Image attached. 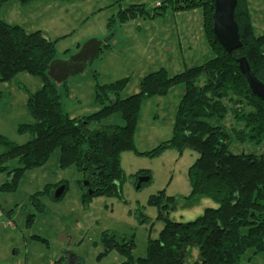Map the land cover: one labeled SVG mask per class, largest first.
<instances>
[{
    "label": "trees",
    "instance_id": "1",
    "mask_svg": "<svg viewBox=\"0 0 264 264\" xmlns=\"http://www.w3.org/2000/svg\"><path fill=\"white\" fill-rule=\"evenodd\" d=\"M10 1L0 0V8ZM16 1L26 5L36 0ZM166 8L173 12L201 10L202 27L213 57L173 76L164 69L152 72L141 79L136 94L124 99L120 93L127 79L96 84V112L78 118L62 110L59 87L65 93V83L58 86L47 75L55 59L54 42L40 31L27 33L0 19V81L8 82L18 73L42 80L41 88L27 98L33 123L18 126V133H28L30 139L18 145L0 136V146L4 148L0 153V173L8 177L0 190L15 191L26 170L42 167L58 150L59 167H73L81 176L78 183L85 190L83 204L95 197H120L125 178L121 155L142 154L134 147L142 103L182 86L171 138L143 154L153 157L166 149L178 154L186 149L195 151L198 157L187 170L189 195L165 197L161 191L148 199L149 205L157 207L164 225L155 239L147 241L145 257L136 263L131 241L120 244L111 234L102 242L105 251L115 249L120 254L122 264H241L247 251L264 256V101L249 89L237 60L245 58L252 74L264 84V34H254L248 0H237L234 20L241 47L231 53L223 50L212 34L213 0H165L152 17L163 16ZM144 12L141 5L121 9L109 19L107 29L114 22L133 20ZM113 115L120 116L122 125L104 124ZM227 116L233 121L228 130L219 124ZM234 141L247 143L255 150L232 154L230 146ZM12 160H16L17 167L9 170L7 163ZM139 176L148 173L132 175L134 186ZM59 186L47 185L32 195L30 202L33 200L35 209L43 207L39 197L45 194L56 200L53 195ZM198 200H207L212 206L192 221L174 222L165 215L168 208L179 204L189 208ZM30 221L28 215L26 222Z\"/></svg>",
    "mask_w": 264,
    "mask_h": 264
},
{
    "label": "rangeland",
    "instance_id": "2",
    "mask_svg": "<svg viewBox=\"0 0 264 264\" xmlns=\"http://www.w3.org/2000/svg\"><path fill=\"white\" fill-rule=\"evenodd\" d=\"M164 1L36 0L21 5L12 0L0 8V19L19 25L27 33L42 32L54 42V60L58 62L68 60L89 40L101 42L98 57L64 81L65 93L57 84L62 110L78 118L96 112V84L127 79L120 93L124 99L136 94L141 79L152 72L164 69L173 76L213 57L202 27L201 10L173 12L166 8L163 16L152 17ZM132 5H141L143 15L124 23L114 22L107 29L110 18ZM248 8L255 36L264 34V0H248ZM41 86V78L27 73H18L8 82L0 81L1 137L18 145L30 139L28 133H18V126L33 123L27 98ZM182 92V86H175L165 96L142 103L134 137V147L142 154L121 155L125 178L120 197H95L83 204L85 190L78 183L81 176L73 167H59L58 150L42 167L26 170L15 191L0 190V264H122L123 258L115 249L105 251L102 239L111 234L120 244L132 242L134 262L144 258L147 241L155 239L164 225L157 207L149 205L148 199L161 191L165 197H186L190 193L187 170L198 157L195 151L186 149L178 154L166 149L153 157L143 154L171 138ZM104 124L122 125V120L113 115ZM219 124L228 130L233 121L227 116ZM253 150L247 143L236 141L230 146L232 154ZM3 151L0 146V153ZM7 167L16 168V160L9 161ZM139 171L148 173L150 180L136 189L130 177ZM7 180V174L0 173V188ZM58 183L65 186L62 196L56 200L48 194L39 197L43 207L36 210L30 197ZM211 206L207 200H198L189 208L181 204L168 208L165 215L174 222H189ZM28 215L30 223L26 222ZM263 263L264 256L247 251L241 264Z\"/></svg>",
    "mask_w": 264,
    "mask_h": 264
},
{
    "label": "water",
    "instance_id": "3",
    "mask_svg": "<svg viewBox=\"0 0 264 264\" xmlns=\"http://www.w3.org/2000/svg\"><path fill=\"white\" fill-rule=\"evenodd\" d=\"M237 0H213L212 12V34L215 41L227 53H231L241 47L239 40L238 27L234 20V11ZM101 42L89 40L79 51L68 60L58 62L53 60L47 71V75L56 83H63L69 76L83 71L99 55ZM238 69L244 76L251 92L259 99L264 101V84L261 83L251 72L245 58L237 60ZM148 176H139L136 182V189L142 183L148 182ZM64 186L58 187L54 192V198L58 199L63 194Z\"/></svg>",
    "mask_w": 264,
    "mask_h": 264
},
{
    "label": "crops",
    "instance_id": "4",
    "mask_svg": "<svg viewBox=\"0 0 264 264\" xmlns=\"http://www.w3.org/2000/svg\"><path fill=\"white\" fill-rule=\"evenodd\" d=\"M10 2H11V1H10ZM8 3H9V2H8ZM8 3H7V4H8ZM5 5H6V4H5ZM18 26H19V25H18ZM69 117H70V116H69ZM71 118H73V117H71Z\"/></svg>",
    "mask_w": 264,
    "mask_h": 264
}]
</instances>
